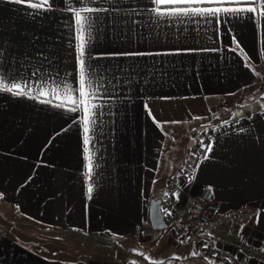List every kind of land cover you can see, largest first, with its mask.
<instances>
[{"label": "crops", "instance_id": "0c3cea01", "mask_svg": "<svg viewBox=\"0 0 264 264\" xmlns=\"http://www.w3.org/2000/svg\"><path fill=\"white\" fill-rule=\"evenodd\" d=\"M49 4L45 10L0 0V78L31 85L35 97L0 92V264H106L74 250L69 256L55 242L59 236L83 239L102 253L139 255L151 243L155 191L169 193L172 174L162 159L170 153L196 157L170 192L182 217L197 192L214 194L219 210L202 231L205 241L264 249V17L160 18L152 0ZM82 7L100 10L84 13L97 105L90 178L82 109L69 111L67 101L56 107L65 87L78 98L73 10ZM41 86L47 96L35 91ZM174 240L165 251L185 264L208 259L202 239Z\"/></svg>", "mask_w": 264, "mask_h": 264}, {"label": "snow or ice", "instance_id": "6c2138e0", "mask_svg": "<svg viewBox=\"0 0 264 264\" xmlns=\"http://www.w3.org/2000/svg\"><path fill=\"white\" fill-rule=\"evenodd\" d=\"M10 2L16 4H24L27 7L33 9H47L50 4L49 0H10ZM153 4L156 5L152 9V12L155 13L157 17L163 18L165 16L169 18L176 17H216L219 19L221 13L224 14H240L244 12L256 13L261 17H264V10L258 11V9H264V3L261 0H232V2L241 3V2H251L255 3L256 7H235V8H220V7H200V5L205 4H215V3H223L224 0H152ZM163 6H169L164 8ZM93 11H100L99 9H93L90 7H82L79 9L73 10L74 20L76 25L77 35L75 37L76 43V60L78 64V98H74L72 95V91L70 88L65 87L63 92V100L60 104H57L56 107H63L64 101L72 104V107L68 109L69 111H76L78 109H82L83 112V132H84V144H85V159L87 160V175L89 178L93 173V158L92 155L89 154L88 144L90 141V125L94 124L95 121L92 119L94 115V109L97 107L93 103L95 99L96 93L92 90V80L89 76V69L86 61V25L90 20L89 16L84 15V13H91ZM90 36V32L88 33ZM236 47H239L238 42L234 41ZM247 59V57H245ZM34 89L31 85L20 84V83H11L6 84L3 78H0V92L11 93L13 96H28L29 98H35L32 93ZM38 91L40 96H47L49 93L42 90V86L39 89H35ZM54 95H57L54 93ZM59 98V96H57ZM147 110V105H145ZM149 115L151 116V112L149 110ZM198 119V117H195ZM154 123H159L155 121L153 117ZM172 123H180L179 121H173ZM207 152L212 151L211 145L207 146ZM204 159H208L207 154H205ZM88 196L91 198V194L93 192V187L91 185L88 186L87 189Z\"/></svg>", "mask_w": 264, "mask_h": 264}, {"label": "rangeland", "instance_id": "374dc122", "mask_svg": "<svg viewBox=\"0 0 264 264\" xmlns=\"http://www.w3.org/2000/svg\"><path fill=\"white\" fill-rule=\"evenodd\" d=\"M195 159H196L195 156L193 158H190L188 156V153H170L167 157H165V159H162L164 160L163 162L164 163L166 162L168 165V170L170 172L167 174L169 176L172 174L169 180L173 178L176 181V184L178 187L179 182H182V179H184L186 177V174L188 175V173L190 172V169H187V168L191 167L193 163H195ZM200 192L201 191L197 192L198 195L200 194ZM181 218H182V221L184 222L187 221L188 214L186 213V215L184 217L181 216ZM146 233H145V238L148 239L149 232H146ZM152 233L153 234L151 235V243H148L147 245L143 246L142 249L138 248L139 255L126 254L124 249L120 250L121 255L110 254L107 252L102 253V251L97 249V245H93V244L88 245L84 243L83 239H82V242H80L81 241L80 239L69 238V236L67 237L59 236L55 242L60 247L65 248L69 252V256L75 255V254H72L71 252V250H74V252H79L81 254V258L83 259L91 258V261L95 263L98 262V263H106V264L112 263L113 264L115 262L118 264H123L122 263L123 260L127 259V261H131L133 262V264H149V263L151 264V262L153 261L157 262L153 264H185L184 260H181L173 252L171 251L169 252V250L165 251L164 247L167 246V243H172L173 245H177L171 231L166 229V230L160 231V234H154V233H159L157 231H153ZM193 233H194V236H193L194 238L192 239H194L196 243L200 239L203 240V245H204L203 247H205L204 252L205 251L207 252L208 248L211 249V248L220 247L218 244H216V242L212 243L211 241H205V237H204L205 234H203L200 228L194 227ZM188 241L190 242L189 239L187 240L185 239L183 242H188ZM121 247L125 248V245H121ZM127 250L129 249L127 248ZM135 250H137V248ZM199 260L203 262L204 264L205 263H208V264L217 263L211 260L210 258L207 260L197 259V261ZM177 261H179V263H177Z\"/></svg>", "mask_w": 264, "mask_h": 264}, {"label": "built area", "instance_id": "2783aa9c", "mask_svg": "<svg viewBox=\"0 0 264 264\" xmlns=\"http://www.w3.org/2000/svg\"><path fill=\"white\" fill-rule=\"evenodd\" d=\"M168 192L162 193V215L166 229L171 231L177 240H191L194 238V227L202 231L210 224L218 213L219 207L214 199L212 190L204 188L201 190L197 201L189 208L188 220L182 221L177 212L176 202L170 192L177 189L176 181L172 178L168 181ZM205 247L203 248L204 251ZM206 258L220 264H264V249L254 246L247 241H240L230 247L208 248L204 252Z\"/></svg>", "mask_w": 264, "mask_h": 264}, {"label": "water", "instance_id": "95a60500", "mask_svg": "<svg viewBox=\"0 0 264 264\" xmlns=\"http://www.w3.org/2000/svg\"><path fill=\"white\" fill-rule=\"evenodd\" d=\"M162 195L153 198L149 204V220L152 231L166 230V224L161 210Z\"/></svg>", "mask_w": 264, "mask_h": 264}, {"label": "trees", "instance_id": "16d2710c", "mask_svg": "<svg viewBox=\"0 0 264 264\" xmlns=\"http://www.w3.org/2000/svg\"><path fill=\"white\" fill-rule=\"evenodd\" d=\"M163 191L156 190L154 194V198L157 197L158 195H162Z\"/></svg>", "mask_w": 264, "mask_h": 264}]
</instances>
